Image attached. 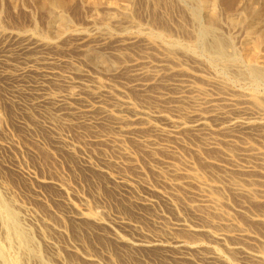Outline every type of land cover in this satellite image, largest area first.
Here are the masks:
<instances>
[{
    "label": "bare ground",
    "instance_id": "1",
    "mask_svg": "<svg viewBox=\"0 0 264 264\" xmlns=\"http://www.w3.org/2000/svg\"><path fill=\"white\" fill-rule=\"evenodd\" d=\"M62 4L63 0H50V6L53 8ZM199 5L207 9L209 19L213 21L216 10L214 9L215 0H200ZM51 10L53 9L51 8ZM260 20L262 19L260 18ZM63 23L65 24L66 21L64 20ZM248 27L250 29L248 35H250V32L252 34L254 30L253 24ZM259 29L263 39L264 28L261 26ZM204 32L211 38V44L217 51L216 53H222L225 38L221 37L219 34L221 32H217L212 22L205 27ZM3 37L0 41V78L3 84L0 87H2L4 99L10 103L9 105L16 106L22 119H25L24 113L27 111L39 113L48 131L55 133L54 149L62 148L67 152H75L82 159L79 161L82 168H91L107 173L117 195L121 199L128 200L138 211L155 207L157 202L154 196L159 195L169 208L171 207L177 212L181 208H185L191 214V217H188L179 213L174 220L168 221L163 212L154 214L140 212V215H143L154 227L145 228L143 227L145 224L142 226L140 220H137L138 218L135 219L128 215L116 214L107 218L108 216L97 215L94 211L89 213L80 209L76 205V201L73 202L66 179L55 178L49 173L40 174L36 170L26 171L11 162L12 159H2L0 162L3 167L14 169L26 176L27 181L33 183L32 193L34 196L41 200L39 202L44 199L49 203L50 207L55 210L58 219V222L43 219L40 223L41 220L38 216L32 214L31 207H27L24 201L15 200L16 198L12 197L13 190L6 189L10 199L0 198V226L7 240L12 242L15 239L19 250L15 244L14 248L18 252L23 251L22 256H24L26 264L101 263V256L94 254V251L83 250V254H81L82 244L81 246L79 243L61 245L56 234L68 235L70 224L76 225L81 233L86 232L92 238L97 234L94 226L103 230L102 234L98 235L111 240L116 246L125 247L127 250L123 253H115L130 261V264H138L139 260H136V257H139L138 251L142 249L160 250V257L168 264H241V262H243L242 264H258L264 262V234L247 227L246 219L243 218L245 225L239 220L240 216H244L250 223L251 221L264 223V212H259L260 209L254 210L255 205L252 202L257 201L260 203L259 205L264 204V106L260 101L240 92L236 93L243 96L221 90L214 83L204 84L200 81L202 77L199 73L186 70L180 62L173 60L170 54L168 56L158 53L159 50L155 52L153 48L158 44L152 47L151 42L145 41L146 44L139 46L137 38L121 36L122 38L117 39L116 44H113L115 48L113 47L112 55L123 60L118 71L125 70L126 76L124 77L125 74L119 72L124 74L122 75L124 77L122 84L107 86L108 84L99 83L87 70L79 66L82 59L79 61L68 54L48 53L44 50V44L38 40L39 38L36 40L31 38L33 35L27 38L20 35L12 38ZM256 65L253 67L254 73L256 76L264 77V68ZM249 71L251 70L249 69ZM244 72L241 73L245 74ZM130 90H136L141 95L140 97L151 99L154 104L147 105V103L135 102V99L131 100ZM21 118L18 120L19 124L23 126L28 123L21 121ZM26 118L28 120V117ZM29 118L31 119V117ZM39 121L41 122V120ZM80 123L93 128V132L86 135L87 141L105 147L103 160L108 164L114 163L119 170L113 169L114 165L112 169L104 166L102 159L99 162L95 161L94 155H91L93 149L90 152L81 139H79L80 142L76 140L77 138L74 139L70 134L64 132L66 125L72 124L74 127L76 124L79 126ZM104 125L108 126L110 130L102 129ZM79 127L83 129L84 126ZM130 142L140 144L139 148L141 151L143 150L149 168L159 177V183L142 178V176H134L133 173L131 175V173L124 172L133 165L142 170V175L146 173L145 165L147 163L144 165L142 154L136 152L135 143L132 147ZM14 145L15 142L10 139L0 140L1 149L10 150ZM196 156L205 163L217 166L220 172L212 177L202 173L198 170L197 166L200 165L197 163ZM206 167L209 168V166ZM67 168L68 166H63V169ZM134 169L136 170V168ZM105 173L104 175H106ZM83 176L85 177V175ZM84 181H86L85 178ZM46 184L56 187V191L58 190L60 195L51 199L47 197L40 190ZM135 189H139V192L135 193ZM179 198L183 205L178 202ZM80 199L84 198L80 197ZM19 214L22 220L19 219ZM34 219L39 224H37L38 222L34 224ZM85 220L91 221L93 227L85 228L83 226L87 222ZM25 225L31 226V229L38 233L37 237H40L39 239L45 244L44 248L47 249L45 254L48 253V257L40 256L41 250L39 252V249L35 247V238L33 239L29 235L27 230L30 228L28 229ZM258 225L260 224L258 223ZM180 230H185L183 236L178 234ZM186 233H191L195 238L185 237V235L188 236ZM203 237H209L210 242H204ZM78 239L80 238L78 237ZM4 241L6 240L4 239ZM2 243H0L2 264H23V260L16 255L15 257L11 255L13 258L7 257L2 249ZM220 245L224 246L230 254H234V259L237 262L229 260L226 257L227 252L220 248ZM62 250L66 251L65 253L67 251L77 253L81 255V259L66 262L70 256L65 258L62 255ZM152 253L154 254L153 251ZM157 253L155 254L157 255ZM103 256L113 260L112 264H117L112 259L111 250L104 252ZM146 264H152L150 259Z\"/></svg>",
    "mask_w": 264,
    "mask_h": 264
},
{
    "label": "rangeland",
    "instance_id": "2",
    "mask_svg": "<svg viewBox=\"0 0 264 264\" xmlns=\"http://www.w3.org/2000/svg\"><path fill=\"white\" fill-rule=\"evenodd\" d=\"M63 4L61 6L53 8L50 6V0H0V41L2 40L3 36V38H12L14 36L20 35L21 37L27 38L33 35V37L31 38L35 40L39 38L38 40L44 44V50L48 53L68 54L73 56L75 59H78L79 61H81L82 59L79 66L87 70L88 73L93 78L95 77L99 83H102L103 85L108 84L107 86H119L122 84L121 82L122 80H124L126 74L125 70H121V72L118 71V67L122 64L123 60L115 55H112L113 49L115 48L113 44H116V40L121 39V36H123L124 38H137L139 46L140 44H146L147 41L153 44L152 47L158 44L156 46L157 48H153L155 52L159 50L158 53L165 54L168 56L171 55L170 57L173 58V60H175L176 62H180L186 70L196 71L201 75L202 79L200 81L204 84L214 83L215 86L220 87L221 90L230 91L237 95H247L255 100L260 101L261 104L264 106V77L258 75L256 76L253 71V67H255L257 63V67L264 68V38L262 39L263 36L259 29L261 28V26L264 28V0H215L214 9H216L217 11L215 10V16L213 21L209 19L207 9L199 5L200 0H63ZM51 8L53 10H51ZM49 9L51 10V12ZM260 18L263 21L260 20ZM64 20L66 21L65 24L63 23ZM210 22H212L213 26L216 28L218 33L221 32L219 33L221 37L223 39H226H224L225 49L223 48L222 53H216L217 51L213 49V46L211 44V38L204 32L205 27H207ZM245 22L246 24H244ZM250 24H253L254 30L252 34L250 32V35H248V31H250L248 26ZM257 25H259L260 27L255 28L254 26ZM91 48H93L94 50ZM87 49L90 50L88 51ZM110 54L113 57H111ZM236 60H238L239 63ZM116 67L117 69H115ZM249 69L253 72L249 71ZM119 72L124 73L125 75L120 74ZM241 72H244L245 74H242ZM117 74L120 76H118ZM122 75H124V77ZM1 84H3V82L0 78V85ZM0 88V106L2 105L0 107V140L5 138L10 139V141L15 142L14 146H16H12L10 150H4L0 148V160L12 159L11 162H13L18 167L26 169V171L36 170L40 174L49 173V175H52L55 178H63L64 180L66 179L65 181L68 183V186L71 189H69L68 191L71 192L69 193L72 196L71 198L73 202L76 201L75 203H77L76 205L80 209L89 213H91L90 211H94V213L97 215H104V217L108 216L107 218H111L116 214L128 215L129 217H133L135 219L138 218L137 220H140L139 222L142 226L145 224L143 226L145 228L154 227L143 215H140V212H143L144 214H154L156 212H163L165 213L166 219L168 218V221L174 220V218L178 217L179 213L180 215L191 217V214L187 212L185 208H181L178 212L177 210H173V208L171 207L169 208V206L161 200L159 195L154 196L157 202L155 207H148L150 210L145 208L144 211H138V209L131 205L128 200L121 199V197L117 195V193L115 192L116 190L114 189L111 183V178L107 173L104 172L106 174L104 175V173L100 172L99 170H97V172L95 171L96 169L88 168L90 170L89 172L88 169L81 167L79 161H81L82 159L80 158L79 154H76L75 152H67L62 148L54 149L53 143L55 133L50 130L48 131V128L45 126V123H43L44 121H42L43 119L39 116V113H35V111H27L26 113H24L25 119H22L19 114V110L16 109V106H14L13 104L9 105L10 103L4 99L2 87ZM129 92L131 100L135 99V102L145 104L147 103V105L154 104L153 100L151 101V99L149 100L145 98L147 100L146 101L145 99L140 97L141 95H139L136 90H130ZM236 92H240L241 94H238ZM259 97H261L262 99ZM27 114H29L30 116H27ZM26 117H28V120ZM29 117H31V119ZM19 118H21V121L23 120L28 123L22 126L18 122V120H20ZM39 120H41L42 123ZM78 125H83V129L82 127L80 128L79 126H77V124L74 127L72 126V124H69L65 126L66 128L64 127V132L66 134H70L74 139L77 138L76 140L78 141H80L79 139H81L82 143L84 145H87L86 147L90 152L93 149V154L91 155H94L93 157L95 161L99 162V160L102 159L101 161L103 162L102 164L104 166L112 169L114 165L113 169L119 170L117 169L118 166H116L114 163L108 164L107 161L103 160L105 155V147L98 144L89 143L87 141L86 135L92 133L93 128L89 125L87 126V124L81 125L80 123ZM86 128H91L89 130L92 131L90 132ZM105 128L110 130L108 126H102V129L106 130ZM130 143H132L130 145L133 147V143L135 142ZM134 145V148H137V150L135 149V151H138V153L140 152L142 154L141 157L145 165L147 161L145 160V154L143 150L141 151L139 148L141 147L140 144L135 143ZM100 147L102 150L100 149ZM100 152L102 154H99ZM61 156L65 161L62 159ZM196 158L198 160L197 163H199L198 165H200L197 166L198 170L202 173H205L207 176L212 177L215 176L217 172H220L217 166L212 164L210 165V163H205L198 156H196ZM1 164L2 163L0 162V175H2L0 176V195L4 196H0V198L10 199V195L7 194L6 189H8L9 191L13 190L12 197L14 196V199L16 198L15 200L17 201H24L27 207H31L30 209L32 211V214L38 216V218L41 220L40 223H42L43 219H51L53 221L58 222L55 210L50 207L49 203H47L44 199H42V202H39L41 200L35 197L32 193V189L34 188L33 183L29 180L27 181L26 176L18 173L14 169H8L7 166L3 167V165ZM62 164L64 167L65 165L68 166V168L66 170L63 169ZM147 165L148 163L145 165L146 175H142V170L139 167L133 165L129 166L128 169H126L124 172H127L129 174L131 173V175L133 173L134 176H142V178L144 177L147 180L159 183V177L156 176L157 174L152 172V170L149 168V165L148 167ZM206 166H209V168ZM134 168H136V170ZM71 170L72 172H70ZM91 170L93 171V174L91 173ZM206 170L209 171L207 172ZM100 173L101 175H98ZM83 175H85V177ZM72 176L75 178L73 179ZM84 178L86 181H84ZM87 180L89 183L87 182ZM103 183H105L106 185ZM45 186H42L43 188L41 187L40 190L45 193V195L50 199L52 197L60 195V192L58 190L56 191V187H54L53 185L46 184ZM2 188L4 189L2 190ZM134 192L138 193L139 189H135ZM80 197H83L84 199L81 200ZM117 198H119L120 200ZM179 199L178 202L183 205L182 200L180 199L179 201ZM252 202H254L253 204L255 205V208L253 207L254 210L258 211L260 209L261 211L259 210V212H264V204L261 203V205H259L260 203L257 201ZM162 203L165 205H163ZM133 211L135 215L132 214ZM167 211L173 214H170ZM173 215L174 217H172ZM243 218L244 220L246 219V226L248 225L247 227L254 231H257L260 234H264L263 222H261L263 224L258 222L260 224L258 225L257 222H255V224L253 221H251V223H253L251 224L249 220L247 221V218H245L244 216H240L239 220L244 225L245 221L243 220ZM37 222L38 221L34 219V224ZM37 224H39V222ZM252 225L254 226V228H256L254 229ZM25 226L28 227V229L30 228L29 230H27L29 232V235L33 237V239L35 238V247L39 249V252L41 250L40 256L48 257V253L45 254L47 252V249L44 248L46 247L45 244L41 239H39L40 237H37L38 233L34 229H31V226ZM83 226L85 228H88L89 226L93 227V224L91 221H87L84 223ZM0 230L3 231L1 226ZM33 230L34 232H32ZM94 230L97 231V234H95L94 238H92V236L87 235L86 232L81 233L76 225L70 224L68 229V235L64 236L57 233L56 238L62 246L77 243H79L81 246L82 244V250L80 248L81 254H83V250H87L90 252L94 251V254L101 256V263L96 264H112L113 260H109L107 257L105 258V256H103L104 252H109L110 250L113 254L112 259H114L117 264H130V261H127L125 258L123 259L122 256H120L123 251L127 250L125 249V247L116 246L111 240L104 238L102 235H98L102 234L103 230L97 229L95 228V226ZM1 231L0 243H2L4 239L7 241L3 242L6 246H4L2 243V249L5 252V255H7V257L9 256L10 258L15 257L16 255V257L23 260V264H26V261L23 259L24 256H22L23 251H16L17 249L19 250V246L16 244L15 239L12 240L13 243L10 242L5 238L4 231ZM183 231L185 232V230H180V232L178 231V234L183 236ZM32 234L37 235L33 236ZM70 234L72 236L74 235V238ZM186 234H188V236L185 235V237L195 238V236H192L191 233ZM97 235L99 238L97 237ZM100 236H102V238H100ZM78 237L80 239H78ZM208 238L209 237H203L204 242L209 243L210 239L208 240ZM87 239L89 240L87 241ZM39 240L42 242H40ZM90 242H92L93 244ZM101 243L104 246H102ZM14 244L16 245V247H18L17 249L14 248ZM8 246L11 248L9 249ZM12 247L13 250L16 251L18 254L16 252L14 253ZM219 247L228 253H226V257H228L229 260L237 262V260L234 259V254H230L224 246L220 245ZM95 248H97L98 250H95ZM152 251L154 252V254L152 253ZM65 252L66 251L62 250V255L65 258H67L66 256L68 255L71 257H68L66 259V262L81 259V255H78L77 253L67 251V254ZM115 252H120V254ZM155 253H157L159 257ZM138 254L139 257H136V260H139L137 261L138 264H146L149 259L152 264H168L167 261L160 257L161 252L158 249H148V251L147 249H142L138 251ZM136 260L135 263H137ZM164 261L167 263H165ZM242 263L243 262H241V264ZM263 263L264 262L258 264ZM0 264H2L1 260Z\"/></svg>",
    "mask_w": 264,
    "mask_h": 264
}]
</instances>
